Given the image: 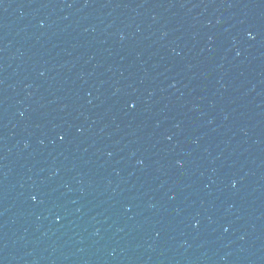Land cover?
I'll return each mask as SVG.
<instances>
[{"label":"water","instance_id":"1","mask_svg":"<svg viewBox=\"0 0 264 264\" xmlns=\"http://www.w3.org/2000/svg\"><path fill=\"white\" fill-rule=\"evenodd\" d=\"M0 264H264V0H0Z\"/></svg>","mask_w":264,"mask_h":264}]
</instances>
